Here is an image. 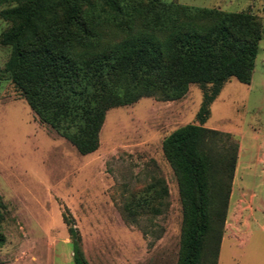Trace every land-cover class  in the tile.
Returning <instances> with one entry per match:
<instances>
[{
    "label": "rangeland",
    "instance_id": "rangeland-1",
    "mask_svg": "<svg viewBox=\"0 0 264 264\" xmlns=\"http://www.w3.org/2000/svg\"><path fill=\"white\" fill-rule=\"evenodd\" d=\"M163 1L248 13L261 23L250 84L226 82L202 127L218 132L213 155L236 153L221 227L234 235L222 240L217 264H264V0ZM7 26L0 19V35ZM8 56L0 45V264H73L65 211L89 264H176L182 210L162 141L199 124L202 89L192 84L175 101L148 97L109 109L98 149L81 155L28 107L3 72ZM152 184L163 190L156 201ZM135 204L160 206L151 213Z\"/></svg>",
    "mask_w": 264,
    "mask_h": 264
},
{
    "label": "trees",
    "instance_id": "trees-1",
    "mask_svg": "<svg viewBox=\"0 0 264 264\" xmlns=\"http://www.w3.org/2000/svg\"><path fill=\"white\" fill-rule=\"evenodd\" d=\"M0 19L8 24L3 72L38 120L81 155L98 149L109 109L148 97L175 101L192 84L202 89L199 124L171 132L162 152L182 210L176 264H216L236 153L213 155L218 132L202 125L226 82L250 84L258 18L163 0H0ZM149 193L156 201L163 190L152 184ZM156 205L135 204L151 213ZM62 218L73 264H89L73 218L66 211ZM2 222L0 211V244Z\"/></svg>",
    "mask_w": 264,
    "mask_h": 264
},
{
    "label": "crops",
    "instance_id": "crops-1",
    "mask_svg": "<svg viewBox=\"0 0 264 264\" xmlns=\"http://www.w3.org/2000/svg\"><path fill=\"white\" fill-rule=\"evenodd\" d=\"M233 235H234V234H232V235H222V237H221V242H220V245H219L218 256H219V252H220V247H221L222 240H223L225 237H231V236H233ZM218 256H217V260H218ZM216 264H217V262H216Z\"/></svg>",
    "mask_w": 264,
    "mask_h": 264
}]
</instances>
